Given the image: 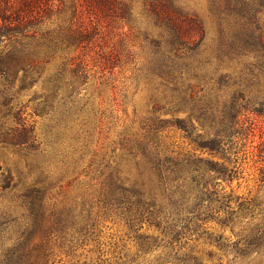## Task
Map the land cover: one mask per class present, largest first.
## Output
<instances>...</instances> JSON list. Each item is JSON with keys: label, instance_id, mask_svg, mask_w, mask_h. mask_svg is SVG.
Instances as JSON below:
<instances>
[{"label": "trees", "instance_id": "16d2710c", "mask_svg": "<svg viewBox=\"0 0 264 264\" xmlns=\"http://www.w3.org/2000/svg\"><path fill=\"white\" fill-rule=\"evenodd\" d=\"M139 2L144 23L135 10ZM208 2L218 25L211 45L201 22L171 0H73L68 19L59 17L64 5L52 12L53 0H0V143L17 151L27 168L13 175L0 165V195H11L22 210L0 221V264H55L60 254L73 264H221L212 261L211 249H195L199 241L230 256L228 264H261L264 201L235 193L231 184L242 178L253 117L264 118V0ZM124 28L141 37L142 66L125 45ZM91 62L99 63V81L114 89L117 73L133 63L157 81L169 109L185 116L150 117L104 145L99 112L98 152L92 147L97 124L80 95ZM38 81L36 110L50 122L43 137L16 101ZM153 102V113L163 109ZM118 119L111 115L109 123ZM168 124L188 147L162 140ZM53 166L65 174L93 172L92 193L80 202L54 198L52 189L62 188L65 175ZM101 219L124 227L133 254L104 250ZM89 243L94 258L79 262L77 251Z\"/></svg>", "mask_w": 264, "mask_h": 264}, {"label": "rangeland", "instance_id": "374dc122", "mask_svg": "<svg viewBox=\"0 0 264 264\" xmlns=\"http://www.w3.org/2000/svg\"><path fill=\"white\" fill-rule=\"evenodd\" d=\"M171 1L180 10L195 16L201 22L206 35V42L211 45L217 36L218 25L216 17L210 9L208 0ZM53 3V13H57L58 8H62L64 5V9L59 17L62 16L68 19L71 16L73 0H53ZM135 10L138 18L142 20L143 23L146 22L144 15H142L144 13L142 12V4L140 2L135 5ZM59 17L53 16L54 21L56 22ZM122 32L125 34V45L136 55V67L142 66V64L145 63L146 54L141 45V37L136 31H128L126 28L122 29ZM59 61L60 59H58L55 64ZM52 66L53 65L49 66L51 72L54 70ZM89 67H91V75L89 76L88 82L83 85L84 89L80 90V95L83 94V99H87L86 113L90 117L91 124H97L92 134V147L98 152L99 112H104L103 114L105 115L103 117V136H100V141L104 145L117 139L118 133L124 128L133 127V129H135L141 121L150 117L157 116L162 119L173 120L176 117L181 118L185 116L183 112H174L169 109V106L166 104V99L162 98V88L158 85L157 81L146 75L145 72L139 73L138 71H135L133 69V63L128 62L126 66H124V70L117 73V81L114 83L117 86L115 89L111 87V83H101L99 81L98 62L89 63ZM17 84L18 83H15V88L13 90L18 89ZM41 90L42 85L41 82L38 81L31 87L21 91L16 101L25 105L23 116L26 117L28 124H34L35 132L40 137H43L47 125L50 122L47 115L36 110L38 109L36 106L39 100L37 97ZM154 99H156V101L158 100L161 105H163V109L156 113L152 112ZM111 115H117L119 117L117 122H114L113 124L112 122L109 123ZM253 120L256 124L254 135L249 137L246 141L248 155L240 166L242 178L234 180L231 186L237 194H244L245 196L249 192L251 196L257 195L260 200L264 201V176H262L259 171L262 166L261 159L264 157V134L261 133L262 129H264V118L253 117ZM10 124V120L6 122V125ZM106 126L108 127L106 128ZM160 134L162 140L165 143L170 144L171 147H188L182 138V132L172 124L165 126ZM105 136L106 138H104ZM252 154L257 155L252 156ZM85 164L86 162H84L82 166ZM0 165L4 174L10 171L13 175H17L18 172L25 175L24 173L27 171L24 158L13 148L2 143H0ZM122 165L126 167L124 162ZM52 169H54L55 174L63 173L65 175L60 182L62 188L58 189V187H56L52 189L51 193L56 199L65 200V198L76 197L77 202H80L82 195L86 197V195L92 193V190L95 188L96 179H94L95 176L93 172H80L81 167L78 169L80 172L79 174H65L64 169H56L54 166ZM75 175L77 178H75L70 185H66L67 180L72 179ZM26 179L27 181H30L32 176H29ZM259 179H263V181H260ZM226 189H228V187ZM8 195H0V221L10 220L22 213V210L17 207L15 201L10 199L11 195ZM260 212L261 211L258 210L256 211L257 215L254 221H258L260 218ZM225 235H229L228 230L225 231ZM98 241L103 243V248L108 253L116 251L121 254L131 255L135 251L133 242L128 237L124 227L116 221H111V219H101L98 223ZM6 243H8V241ZM192 244V242H189V245ZM196 244L198 246H196L195 249H211L214 252L215 257L214 260H212L213 262H216V259L220 258L221 264L229 263L230 256H224L216 248L203 245L201 241L196 242ZM92 246V243H89L77 251L79 262L89 261L94 258V253L90 251ZM56 260L58 262L56 261L55 264H73L75 262V259L65 256L64 254H60L56 257ZM261 264H264V257L262 258Z\"/></svg>", "mask_w": 264, "mask_h": 264}]
</instances>
